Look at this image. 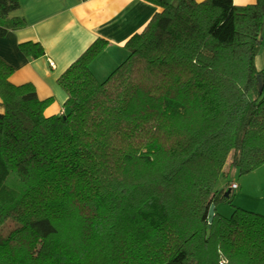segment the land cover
<instances>
[{
	"label": "trees",
	"instance_id": "obj_1",
	"mask_svg": "<svg viewBox=\"0 0 264 264\" xmlns=\"http://www.w3.org/2000/svg\"><path fill=\"white\" fill-rule=\"evenodd\" d=\"M146 1L104 80L101 38L60 74V114L0 59V264H264V214L216 210L230 166L264 164V0ZM19 4L0 0V36L25 26Z\"/></svg>",
	"mask_w": 264,
	"mask_h": 264
},
{
	"label": "crops",
	"instance_id": "obj_2",
	"mask_svg": "<svg viewBox=\"0 0 264 264\" xmlns=\"http://www.w3.org/2000/svg\"><path fill=\"white\" fill-rule=\"evenodd\" d=\"M254 1L233 0L235 4ZM156 11L158 7L146 0H20L12 15L21 16L25 26L0 36V59L14 69L11 83H31L40 99L51 98L45 112L60 114L66 99L57 82L60 74L101 38L107 44L89 69L97 80H104L127 56L126 41L141 31ZM24 42L39 43L44 54L26 56L20 49ZM3 109L0 99V112Z\"/></svg>",
	"mask_w": 264,
	"mask_h": 264
},
{
	"label": "rangeland",
	"instance_id": "obj_3",
	"mask_svg": "<svg viewBox=\"0 0 264 264\" xmlns=\"http://www.w3.org/2000/svg\"><path fill=\"white\" fill-rule=\"evenodd\" d=\"M262 33L263 42L255 57V64L258 68L264 63V28ZM228 170L226 177L218 179L217 187L224 186L228 181L229 183L235 181L239 186L232 190L227 201L216 204L217 212L223 216H229L235 207H240L264 214V164L247 174H240L234 166H230Z\"/></svg>",
	"mask_w": 264,
	"mask_h": 264
},
{
	"label": "water",
	"instance_id": "obj_4",
	"mask_svg": "<svg viewBox=\"0 0 264 264\" xmlns=\"http://www.w3.org/2000/svg\"><path fill=\"white\" fill-rule=\"evenodd\" d=\"M257 80H258L259 90L261 91L263 89V86H264L262 75H258ZM229 191H230V188H227L226 189V194ZM213 215H214V204H211L209 206V210H208V223L209 224L212 221Z\"/></svg>",
	"mask_w": 264,
	"mask_h": 264
},
{
	"label": "built area",
	"instance_id": "obj_5",
	"mask_svg": "<svg viewBox=\"0 0 264 264\" xmlns=\"http://www.w3.org/2000/svg\"><path fill=\"white\" fill-rule=\"evenodd\" d=\"M49 64H50L51 66H53L54 63H53L52 61H50ZM230 188H231V189H237V188H238V185H237L236 183H231V184H230Z\"/></svg>",
	"mask_w": 264,
	"mask_h": 264
}]
</instances>
